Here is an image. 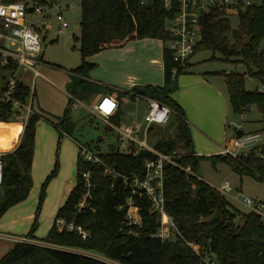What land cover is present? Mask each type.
Listing matches in <instances>:
<instances>
[{"label": "trees", "instance_id": "1", "mask_svg": "<svg viewBox=\"0 0 264 264\" xmlns=\"http://www.w3.org/2000/svg\"><path fill=\"white\" fill-rule=\"evenodd\" d=\"M13 3L24 0H5ZM38 6H47L48 0H32ZM179 9L174 0L170 10L164 6V0H150L142 4L141 0H82L80 36L74 37L79 43L81 65L72 72L84 76L92 71L96 64L90 59L104 50L133 40L157 39L170 40L168 21ZM232 16L239 17L237 30L232 29ZM202 41L195 47L194 55L210 51L220 53L231 63H242L247 72L232 73L226 76L229 99L234 114L247 112L249 106H256L264 114V93L258 89L247 90V77L257 80L264 87V0L254 3L246 10L212 9L201 18ZM228 33H232L234 43L230 44ZM246 37L249 44L244 43ZM215 58V56L213 57ZM164 74L168 81L173 75L187 73L193 66L191 61L184 65L177 59L171 49L164 47ZM15 65L6 70L13 72ZM216 75H221L217 73ZM5 81L6 77L2 78ZM136 96L151 97L169 106L173 113L170 124L161 129L163 134L155 144V148L166 154L178 153L175 159L178 166H166V210L174 218L175 223L186 240L196 242L207 253H213L219 264H264V221L254 211L241 212L236 209L226 195L211 186L198 176L200 161L192 149V135L181 106L163 87L147 86L134 89ZM119 93V92H118ZM32 94L29 84L17 80L16 97L27 104ZM125 96V95H121ZM120 97V96H119ZM120 99V98H119ZM122 102L111 121L123 123L124 111ZM72 100L59 122L51 121L45 115L35 112L30 115L26 125L13 119L12 106L0 100V146L14 148L3 153V177L0 186V218L12 207L26 201L33 188V159L37 124L47 121L56 129L72 137L75 123L70 117ZM109 131H112L107 127ZM236 129L227 138V146L239 137ZM242 135H246L244 132ZM62 135L59 140V147ZM89 147L100 150L99 144ZM111 152L101 154L104 162L129 175H143L145 161L152 158L149 151L138 155L121 154L118 147ZM182 150V151H180ZM219 162L228 164L241 177H252L264 182V146H257L238 157L226 155L212 156ZM192 167L193 173L184 169ZM59 164L42 185L37 217L27 238L32 239L38 228V218L46 198L51 181L56 177ZM90 171L96 189L92 209L80 215L76 222L91 232V238L83 240L75 233L62 231L54 223L45 242L64 248L93 252L120 264H202L200 258L183 241L163 242L154 237L160 227L156 215L148 212L149 203L141 201L142 226L135 227L137 234H128L123 215L119 207L124 205L126 192L120 185L112 188L111 180L103 168L91 166L78 157L77 183L65 205L59 210L57 217L73 220L75 206L83 196L82 175ZM219 211L221 216L214 222H204ZM241 224H236L237 219ZM0 264H110L92 257L68 250L40 246L30 243H18L16 247L2 257Z\"/></svg>", "mask_w": 264, "mask_h": 264}, {"label": "built area", "instance_id": "2", "mask_svg": "<svg viewBox=\"0 0 264 264\" xmlns=\"http://www.w3.org/2000/svg\"><path fill=\"white\" fill-rule=\"evenodd\" d=\"M150 0H141L142 4H147ZM49 2V0H48ZM179 3L178 12L168 21V30L170 40L163 42L164 47L171 49L177 59L183 65L189 61L195 53V47L202 41L201 18L204 14L209 13L212 9H241L246 10L252 6L254 0H177ZM174 0H164V6L167 9L173 8ZM47 6H53L49 2ZM46 6H38L32 0H24L13 3H7L0 0V69H6L15 65L17 71L19 68H26L34 71L35 67L40 64V56L43 49L42 31L48 32L53 29L51 21L54 19L58 24V33L63 34L68 28L69 23L63 12L56 14L54 17L46 14ZM35 20H34V19ZM8 72V71H7ZM11 72V71H9ZM4 84L0 85V100L11 104L13 119L26 125L30 115L33 113L32 98L27 104H23L17 97V79L11 74L5 79ZM34 91L32 90V94ZM145 102V110L138 118H133L129 122H123L120 125L114 124L111 119L119 109V101L115 97H104L93 109L92 113L100 117L107 127L116 135L119 140L118 149L121 154L138 155L140 152L149 151L152 158L145 161L143 175L125 174L116 168L107 165L101 157L105 153L89 145L77 142L78 157L93 167L104 169L105 175L111 180L112 188L120 185L127 196L124 205L119 207V211H124L123 222L125 228L122 231L128 234H137L135 227L142 226L141 211L142 207L138 204L141 201L149 203L148 212L156 215L160 223L159 230L154 237L161 239L163 242L183 241L192 251L200 258L202 264H219L213 253H207L203 247L192 241L185 239L174 218L166 210V166H178L175 159L180 156L178 153L166 154L155 148V143L150 142V133L153 127L166 128L170 124V118L173 113L172 109L159 100L151 97H140ZM73 100L76 101L75 97ZM77 102V101H76ZM78 108V103L73 104V109ZM264 134L255 133L247 134L234 138L230 146H226L222 155L238 157L243 152H249L251 149L261 146ZM109 150V149H108ZM116 150V148H115ZM0 154V186L3 177V164ZM188 174L193 173L192 167L184 169ZM84 193L75 206L74 219L68 220L64 217L55 219V225L62 231L75 233L83 240L91 238V232L84 226L78 224L76 219L84 214L86 210L92 209V200L94 199L93 190L96 185L93 181V175L90 171L82 175ZM220 191L224 194L232 192L229 181L224 182ZM242 203L251 211L259 214L264 221V202L254 200L244 196ZM19 243L37 244L30 238L23 237ZM57 249L68 250L71 252L83 254L94 259L110 263L109 259L87 251L70 249L57 246ZM55 248V247H54ZM87 252L89 255L84 254ZM111 261V260H109Z\"/></svg>", "mask_w": 264, "mask_h": 264}, {"label": "rangeland", "instance_id": "3", "mask_svg": "<svg viewBox=\"0 0 264 264\" xmlns=\"http://www.w3.org/2000/svg\"><path fill=\"white\" fill-rule=\"evenodd\" d=\"M58 1L59 4L53 6H46L44 7V10L46 11V14L51 15L52 17H54L60 12H63L66 20L69 23V28L63 34H59L57 29V21L53 19L51 21V23L53 24V29L49 32L47 30L41 32L43 37V49L45 52L44 66H38L37 69L43 72L44 76H37L35 78V81L32 79L31 85L30 83H28L31 89L35 87V84H37V93L33 101V109L40 110L43 115H45V117L49 118L51 121L59 122L61 120L59 116H62L63 111L69 106V97L71 98V96H75V98L77 97L79 99H83V102L81 103H83L84 106L78 105L79 109L75 110H73L72 107L70 108V117L75 123L72 135L78 140L77 142H81L85 145H96V143L101 140L99 148L101 149V151L105 152L110 147H118L120 142L117 139L116 135L112 131H109L107 129V125L102 119H100V117L93 113H90V108L88 107H92L91 100L94 99V97L90 96L87 99H85V97H87L90 93L89 88H91V86L89 84L91 83H88L85 79L82 78V76L75 77V75L70 74L71 69H76L78 66L81 65L79 43H76L74 41V37H79L81 33L80 21L82 0ZM260 1L261 0H254V2L256 3H259ZM231 21L232 29L237 30L240 23L239 17L232 16ZM227 36L229 38L230 44H233L234 39L232 33H228ZM136 44L138 47L144 48L152 57H160V55H163V49L158 40L147 39V41L142 40ZM263 46L264 40L262 42V47ZM103 56H111V53H108L107 51V53H104ZM214 56L215 58H213ZM118 57H124V55H122V53L114 54V58L116 61L110 62L111 59L108 58L107 60H105V63L102 64V67L97 70L98 72L96 71L95 73L96 75L99 73L100 75H102V77H105V79L107 80L103 78H97L95 74L90 75L92 78L101 79L98 80V82L101 81L103 83H106L104 85H100L97 82H92L93 86H101L104 87L105 90L107 89L105 85H110V87L116 88H125L122 83L116 82L117 80L115 78H112L111 75L112 65L120 67L124 64L118 61ZM192 58L190 59V61H193V66L189 68L191 72L196 74H203L207 72H213L212 75H216L217 73L221 74L217 75L219 77L216 76L211 78V81L213 83L219 84L223 88L224 99L227 103V127L225 128L226 130H224L223 125L221 127L220 132L217 129L216 134H220L221 137H224V132L226 131L225 133L227 136H232L236 129H238L239 131L242 130L246 135L255 133L264 134V114L260 111L259 108H257L256 106H250V111L236 115L233 113L230 103L229 92L224 73L226 72V76L236 72L245 74L248 70L247 66L242 63L228 62L225 60L226 58L222 54H213L210 51L200 52L192 56ZM122 61H126V57L122 58ZM59 66L62 68H60ZM142 72L144 73L141 74ZM4 74H7V71L0 69V76ZM128 74L132 76L138 75L139 78L142 77V79H144L145 75L149 76V79H151L149 81H151L152 84L155 83L161 85L164 81V72H162V70L158 66H146L142 69H139V67L136 68L134 66L132 67V70L128 72ZM136 81L144 83L142 82L143 80H138V78L133 77L130 82ZM24 82L26 83L27 81ZM138 83L136 84L137 86L150 85ZM246 88L247 90L258 89L260 92L264 93V87L261 86V84L257 80L249 77H247ZM119 94L129 97L127 99L125 98V96H122L123 99L121 100L123 104L122 109L124 111L123 122L129 121V115L135 118H138L140 116L141 118V115L145 110L146 104L145 102H136L134 101V99H132V97L134 98L136 94L134 92V89L125 92L119 91ZM74 103H76V101L73 102V104ZM161 129L162 128L158 126L152 128V131L150 133L151 144L157 142V140L161 138L163 134V131ZM262 145L264 146V137L261 146ZM4 149L7 148L0 146V154L4 153V151H2ZM217 154L219 153L212 155L210 154L211 156H209V158L201 159L198 176L202 177L205 182L217 188L218 190L221 189L222 184L226 180L229 181L232 185L233 190L229 194H225L226 197L236 209L245 213L250 212L251 210L242 203V198L240 199V197L242 195H245L247 197L251 196L252 198L261 199L264 201V182H260L252 177L247 176L241 180V177L236 174L228 164L219 162L217 161V159L212 157L216 156ZM65 161L67 172H70L71 168L68 159ZM44 181L42 182V184L44 183ZM41 186L39 190V195L41 191ZM39 198L40 196L38 197V202ZM236 224H241V220L239 218L237 219ZM46 228L43 229V233L45 232ZM42 242L45 241H41V243H37V245L57 248L56 245ZM83 253L89 255L87 252ZM108 262H112V264H120L112 260H108Z\"/></svg>", "mask_w": 264, "mask_h": 264}, {"label": "crops", "instance_id": "4", "mask_svg": "<svg viewBox=\"0 0 264 264\" xmlns=\"http://www.w3.org/2000/svg\"><path fill=\"white\" fill-rule=\"evenodd\" d=\"M140 41L142 40H133L122 43L121 45H117L104 50L90 59L91 62L96 64V67L88 74L82 76V78L85 79L88 83H91L89 84L91 86V88H89L90 93L87 97H85V99L90 96L94 97V99L91 100L92 107H88L90 108V113H92L94 107L104 97H115L119 102H121L123 98L118 93L119 91L125 92L133 90L135 88L147 87L143 85L137 86L136 84L138 82L140 83V81L130 82L132 80V77L138 78V80H143L142 82H144L140 84H150L148 86L165 88L169 92L170 96L181 106L184 111L185 119L190 126L192 135V149L198 157H205L206 159L209 158V156H211L212 154L219 153L217 155H222L223 150L227 146L228 136L225 133L226 131L224 132V137H221L220 134H216V131L218 129L220 132L223 125L224 130H226L227 103L224 99L223 88L219 84L213 83L211 81V78L216 77L217 75H212L213 72L196 74L189 70L184 74L173 75L167 81L164 74V81L161 85L155 83L152 84L151 81H149L151 80L149 79V76H146L147 73L144 79H142V77L139 78L138 75L132 76L128 74V72L132 70V67L134 66L136 68L139 67V69L145 68L146 66H158L162 70V72H164L163 55H160V57H152L144 48L137 46L136 43ZM144 41H147V39H145ZM158 41L163 49V42L161 40ZM107 51L108 53H111V56L104 57L103 55L104 53H107ZM44 53L45 52L43 51L42 55L40 56V64L38 66H44ZM117 53H122V55L126 57V61H122V58L124 57H118V61L124 64L120 67L112 65L111 75L112 78H115L117 80L116 82L122 83L125 88H116L110 87V85H105V87L107 88L105 90L104 87L93 86L92 82H97L100 85L106 84L101 81L98 82V80L101 79L92 78L90 75H94L108 58L111 59L110 62L116 61L114 58V54ZM192 62L193 61H191V63ZM38 66L35 67L34 71L22 67L15 72H7V74L0 76V85L4 84V82H2V78L6 77V79H8L11 74H14L17 80H21L22 82L27 81L26 83H30L31 85L32 79L35 81V78L37 76H44L43 72L37 69ZM73 70L74 69L70 70V74L78 77L79 75L74 74L72 72ZM144 72H142L141 74H143ZM95 76H97V78L105 79V77H102V75H100L99 73L97 75L95 74ZM31 90H33L34 93H37V84H35V87ZM125 98L128 99L129 97L125 96ZM75 99L77 101L76 103H78L79 106L83 105V103H81L83 102V99H79L77 97ZM71 100L73 109V102L75 101L73 100L72 96L71 98L69 97V101ZM134 101L143 102L137 96ZM67 109L63 111L62 116H59L60 119L64 116ZM77 109H79V107ZM34 111L43 114L40 110ZM129 117V121L135 118L130 115ZM61 135L62 139L59 147V140ZM77 141L78 140L73 135L71 137L67 133L56 129L45 120H41L37 124L35 154L32 169L34 188H32V191L26 201L10 208L0 218V260L3 256H5L16 247L21 238L27 237L31 232L32 226L37 217V204L39 205L38 197L41 195V191L39 195L40 186L44 180L46 181L47 177L53 172L56 163H58L59 169L57 175L51 181L47 188L46 198L39 214V217L41 216L40 224L38 218V228L36 229L32 240L37 243H41V241H45V239L47 238L50 230L54 226L55 219L59 210L65 205L77 183ZM1 147L7 148L2 150L4 151V153L14 150L13 147L10 149L9 147L5 146ZM67 159L71 168L70 172H67L66 169L65 160ZM200 178L202 179V177ZM243 196L245 195H242L240 199ZM253 199L263 201L261 199ZM44 228H46V230L43 233Z\"/></svg>", "mask_w": 264, "mask_h": 264}, {"label": "water", "instance_id": "5", "mask_svg": "<svg viewBox=\"0 0 264 264\" xmlns=\"http://www.w3.org/2000/svg\"><path fill=\"white\" fill-rule=\"evenodd\" d=\"M49 2H50L51 4H53V5H57V4H59V1H58V0H49ZM249 42H250V38H249V37H246V38L244 39V43L247 45V44H249ZM247 110L250 111V110H251V107L249 106V107L247 108ZM242 134H243V131L240 130V131L238 132V136H242ZM109 150H110L111 152H114V151H115V147H110ZM124 213H125L124 211L121 212L122 215H123ZM220 216H221V213H220L219 211H216V213H215L214 215H212L210 218H207V219H204V218H203L202 220H203L204 222L211 223V222L216 221Z\"/></svg>", "mask_w": 264, "mask_h": 264}, {"label": "bare ground", "instance_id": "6", "mask_svg": "<svg viewBox=\"0 0 264 264\" xmlns=\"http://www.w3.org/2000/svg\"><path fill=\"white\" fill-rule=\"evenodd\" d=\"M9 149H10V147H9Z\"/></svg>", "mask_w": 264, "mask_h": 264}]
</instances>
